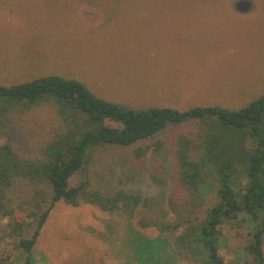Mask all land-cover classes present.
<instances>
[{"label":"rangeland","instance_id":"374dc122","mask_svg":"<svg viewBox=\"0 0 264 264\" xmlns=\"http://www.w3.org/2000/svg\"><path fill=\"white\" fill-rule=\"evenodd\" d=\"M235 1L0 0V84L56 73L133 107H240L264 93V0H249L246 12L235 10ZM58 121L50 105L16 113L0 133V144L31 151ZM196 130L190 122L169 124L139 142L148 151L138 160L132 147H109L94 162L96 176L107 187L152 197L163 210L176 169L174 145L168 142L153 154L152 143ZM203 192L207 204L215 202L212 184ZM136 220L137 214L57 201L40 229L31 264H196L180 253L173 235L141 228ZM244 233L243 226L224 224L225 264H252L240 248ZM0 254L19 256L15 239L1 229Z\"/></svg>","mask_w":264,"mask_h":264},{"label":"trees","instance_id":"16d2710c","mask_svg":"<svg viewBox=\"0 0 264 264\" xmlns=\"http://www.w3.org/2000/svg\"><path fill=\"white\" fill-rule=\"evenodd\" d=\"M42 105H50L59 121L39 144L31 151L9 141L0 144V219L6 218L0 229L19 250L16 259L0 254V263L31 264L40 229L61 200L137 214L139 227L173 235L180 253L196 264H225L223 227L236 223L245 228L242 251L251 255L252 264H264V93L236 108L133 107L98 96L74 77L39 74L0 84V133L16 113ZM185 122L197 127L193 135L177 131L152 143L153 154L168 142L174 145L176 169L165 209L150 196L107 187L97 178L93 165L105 149L132 147V158L141 159L148 147L140 141ZM76 174L80 177L72 181ZM240 178L242 185L236 182ZM207 184L217 196L212 204L204 196Z\"/></svg>","mask_w":264,"mask_h":264},{"label":"water","instance_id":"95a60500","mask_svg":"<svg viewBox=\"0 0 264 264\" xmlns=\"http://www.w3.org/2000/svg\"><path fill=\"white\" fill-rule=\"evenodd\" d=\"M234 6L236 8L235 10L246 12L250 9L251 3L249 0H236Z\"/></svg>","mask_w":264,"mask_h":264}]
</instances>
